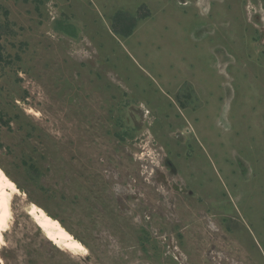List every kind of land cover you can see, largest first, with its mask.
I'll use <instances>...</instances> for the list:
<instances>
[{
    "label": "rangeland",
    "instance_id": "rangeland-1",
    "mask_svg": "<svg viewBox=\"0 0 264 264\" xmlns=\"http://www.w3.org/2000/svg\"><path fill=\"white\" fill-rule=\"evenodd\" d=\"M0 170L4 264H264V0H0Z\"/></svg>",
    "mask_w": 264,
    "mask_h": 264
},
{
    "label": "bare ground",
    "instance_id": "bare-ground-1",
    "mask_svg": "<svg viewBox=\"0 0 264 264\" xmlns=\"http://www.w3.org/2000/svg\"><path fill=\"white\" fill-rule=\"evenodd\" d=\"M19 188L5 172L0 170V252L5 244V233L8 231L12 219L11 199L19 194ZM19 197V196H18ZM35 223L41 228L48 240L58 246H63L72 253L87 252L85 246L76 240L72 234L55 218L49 214L39 213ZM0 264H4L0 254Z\"/></svg>",
    "mask_w": 264,
    "mask_h": 264
},
{
    "label": "trees",
    "instance_id": "trees-1",
    "mask_svg": "<svg viewBox=\"0 0 264 264\" xmlns=\"http://www.w3.org/2000/svg\"><path fill=\"white\" fill-rule=\"evenodd\" d=\"M131 35V31H129L128 33L127 32H125V34H124V36H130ZM63 224V223H62ZM64 225V224H63Z\"/></svg>",
    "mask_w": 264,
    "mask_h": 264
}]
</instances>
